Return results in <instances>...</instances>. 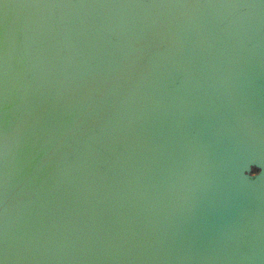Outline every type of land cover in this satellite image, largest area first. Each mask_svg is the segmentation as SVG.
I'll use <instances>...</instances> for the list:
<instances>
[{
  "label": "water",
  "instance_id": "water-1",
  "mask_svg": "<svg viewBox=\"0 0 264 264\" xmlns=\"http://www.w3.org/2000/svg\"><path fill=\"white\" fill-rule=\"evenodd\" d=\"M39 2L9 9L5 264H264V0Z\"/></svg>",
  "mask_w": 264,
  "mask_h": 264
},
{
  "label": "snow or ice",
  "instance_id": "snow-or-ice-1",
  "mask_svg": "<svg viewBox=\"0 0 264 264\" xmlns=\"http://www.w3.org/2000/svg\"><path fill=\"white\" fill-rule=\"evenodd\" d=\"M64 5H52L40 3L39 0H0V61H2V71H0V116H2V123L6 132L7 120H8V82H7V37L10 26L13 24V19L9 15V9H32L39 7H53ZM6 141V136H5ZM255 167L252 166L251 170ZM264 175V169L261 171V175ZM0 254L4 259H0V264H5V260L8 256V238L5 232L0 237Z\"/></svg>",
  "mask_w": 264,
  "mask_h": 264
}]
</instances>
